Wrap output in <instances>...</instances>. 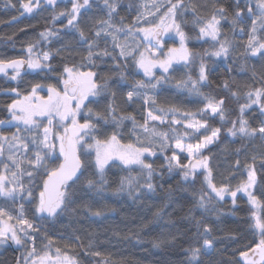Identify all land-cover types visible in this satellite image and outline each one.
<instances>
[{
    "label": "snow or ice",
    "instance_id": "6c2138e0",
    "mask_svg": "<svg viewBox=\"0 0 264 264\" xmlns=\"http://www.w3.org/2000/svg\"><path fill=\"white\" fill-rule=\"evenodd\" d=\"M93 2L67 0L71 4L70 9L65 7V10L52 17L53 22L66 17L67 28L78 33L79 43L87 45V55L82 56L79 64H65L55 83L37 82L31 85L30 91L24 93L18 87L2 90L15 98L7 104L10 119H0V126L14 127L16 131L7 135L0 130V197L19 206L14 210L0 207V245L11 242L24 250L26 254L17 257L16 264H80L76 256L58 246L53 251V241L46 233L44 239L47 243L40 250L37 249L40 228L33 218L27 216L25 205H34L33 217L38 220H55L67 212L77 214V209L72 207L76 197L75 185L88 167H93L95 171L85 180L84 187L94 190L98 195L109 186L106 169L112 165H122L129 170V175L121 177L114 194L127 191L131 196L133 193L138 194L140 188L155 192L151 181L157 173L153 164L146 160L147 157L156 156L158 150L164 155V166L168 173L178 172L183 182L194 183L197 176L203 174L206 187L201 188L198 197L194 194V208L207 212L215 200L222 201L226 195L233 197L234 205L237 193L247 195L251 205L250 226L258 233L259 240L246 245L245 250L239 251V259L231 264H264V201L253 191L258 183L256 161L259 159L261 168H264V155H253L251 162L244 163L247 178L233 190L229 184L221 183L218 186L215 183L210 158L203 154L208 145L220 139L223 131L229 137L248 142L257 138L264 141V121L254 127L246 118L254 106L264 116V73L260 75L258 87L247 86L242 103L241 93L233 90L228 80L216 85L237 102L239 114L235 118H231L227 108L228 97L201 91L202 87L212 83L209 79L212 69L206 65L203 57L199 64L198 79L188 75L186 79L178 80L176 85L200 96L203 107L196 112L181 111L176 107H153L157 104L154 90L162 80L167 79V76H156L154 69L159 68L167 74L174 63L182 62L187 67L196 58L187 47L190 37L183 26L188 21L182 18L191 13V24L194 29H198L197 39L212 42L211 50H206L205 56L223 58L225 61L229 58L236 42L226 36L221 38L222 21H229L234 37L243 39L247 36L241 55L264 59V0H234V11L231 13L228 7L217 0L206 15L201 14L203 6L191 3V0L189 3H185V0H142V11L137 13L131 25H125L123 18L120 25L114 23L120 0H102L105 16L96 18L85 30L81 23L92 10ZM7 3L11 4V0H7ZM60 3H65V0H20V7L24 13L31 14L42 5L55 10ZM173 33L179 39V47H169L164 52L165 36L171 38ZM58 36L59 31L53 29L40 33L41 39L46 42ZM138 36H142V40H136ZM101 42L104 43L103 48L100 47ZM38 43L28 44L24 57L0 59V74L10 81H18L25 67L33 71H55L50 63L51 53H37ZM62 51L64 49H57L56 54ZM105 57L113 61L114 73L120 70V79L112 80L111 84L110 76L98 79L99 73L91 70L97 67V60L103 62ZM129 60L146 78L136 80L124 93L128 104L143 101L146 111L142 123L135 115L124 113L116 102V89L122 88L121 82L127 80L128 73L123 69L128 67ZM121 61L124 63L121 64ZM86 67L89 70L85 71ZM44 89L47 91L46 96L40 94ZM103 99H108V103L102 111H94L90 107L100 104ZM177 113H180V118H177ZM209 116L218 118L220 126L212 127L205 119ZM126 121L132 124L129 136L134 139L125 143L123 130ZM164 125L168 128H162ZM177 125H182V131L173 127ZM186 138L197 139V142H186ZM168 149H172L170 156L167 155ZM182 153H186L184 159L187 163L182 162ZM93 155L94 160L90 161ZM240 155L241 149H236L237 159L231 165L236 172L241 167ZM134 166L140 170V175H131ZM229 175L235 178L231 173ZM141 176L144 178L143 184L140 183ZM85 207L90 210V205ZM91 215L99 217L102 212L97 210ZM188 220L195 230L187 237L191 243L184 249L187 264H203L202 258L213 256L216 241L211 238V228L202 218L190 215ZM65 247L70 248L72 245ZM88 248H91V244ZM84 254L101 256L99 251L87 249Z\"/></svg>",
    "mask_w": 264,
    "mask_h": 264
},
{
    "label": "trees",
    "instance_id": "16d2710c",
    "mask_svg": "<svg viewBox=\"0 0 264 264\" xmlns=\"http://www.w3.org/2000/svg\"><path fill=\"white\" fill-rule=\"evenodd\" d=\"M143 2H147V0H143ZM216 2L217 0H191V3L203 6L201 14L205 15L211 12L212 5ZM141 3L142 0H120L118 15L114 17V23L120 25L121 18H123L125 25H131L137 13L142 11ZM185 3H189V0H185ZM219 3L228 7L230 13L234 11V0H219ZM11 5H15V7ZM65 7L69 9L71 7L67 0L65 3H60L55 10L50 6L42 5L38 10L29 14L23 12L20 0H11V4H8L7 0H0V59L23 57L21 51L25 50L28 44L39 42L36 48L37 53L50 52L52 56L50 63L55 69L53 72L25 73L15 85L5 83L0 78V92L4 89L18 87L21 93H24L30 91L31 85L37 82L55 83L56 77L63 70L65 64L69 66L79 64L82 56L87 55V45L79 43L78 33L67 28V18L62 17L55 22L52 20L53 15L65 10ZM104 16L102 0H94L93 8L82 21L81 27L87 30L96 18ZM182 19L188 21L183 26V30L190 37L187 47L196 58L189 66L185 67L183 63L174 65L169 73L163 75L167 76V79L162 80L154 90L157 104L153 107H176L181 111L191 112L202 108L203 100L200 96L190 93L185 88H178L176 85L178 80L186 79L188 75H191L193 79H198L199 64L203 57L206 65L212 69L209 77L212 83L207 87H202L201 91L228 97L227 108L230 110L231 118H235L239 114L237 102L230 97L228 92L221 91L216 85L222 80H228L232 84L233 90L241 93L240 102H244L243 93L248 90L247 86L258 87L260 84V75L264 73V59L248 58L241 55L244 51L242 45L246 43L247 36H244L243 39L238 36L234 37L229 21H222L221 25V38L226 36L236 42V47L229 58L225 61L223 58L216 59L205 56V51L211 50L212 42L197 39L198 29H194L191 24V13ZM250 23L249 21V26ZM141 26L148 25L142 24ZM46 29L58 30L59 36L50 38L47 42L42 40L40 33ZM121 37L123 41V36ZM100 47H104L103 42ZM57 49H64V51L57 55ZM123 63L121 61V64ZM127 64L128 67L123 69L128 73L127 80L121 82L122 88L116 89V102L124 113L135 115L142 123L146 111L143 101L128 104L124 93L136 80H142L144 77L136 70L131 60ZM113 68L114 64L111 58L105 57L103 62L97 60V67L91 70L99 73L98 79L105 75L110 76L112 79L109 83L111 84L112 80L120 79L118 75L120 70L114 73ZM84 70L89 69L86 67ZM253 71L256 73L255 79ZM159 75L156 76L163 77ZM40 94L46 96V89L42 90ZM11 100L12 97L9 95H0V118L7 114V104L11 103ZM107 103L108 99H103L100 104L90 105V107L94 111H102ZM177 118H180V113H177ZM246 118L254 127L264 121V116L260 115L259 109L255 106L246 114ZM205 119H208L212 127L220 126L218 118L212 119L209 116ZM125 124L123 135L126 143L134 137L129 136L131 122L126 121ZM173 127L182 131V125ZM162 128L167 129L168 126L164 125ZM108 131H111L110 127ZM7 132L9 133L10 130L4 133ZM186 142L196 143L197 139L186 138ZM236 149H241L239 172L231 167L237 159ZM171 154L172 149H168L167 155ZM203 154L210 158L215 183L218 186L221 183L229 184L235 190L236 186L247 178V172L243 167L244 163L251 162L253 155L257 157L264 155V141L257 138L248 142L229 137L227 132L223 131L220 139L208 145L203 150ZM184 157L185 155L181 154L182 162L187 163ZM89 160H93V157H90ZM146 162L152 163L157 173L151 181L155 186V192H148L146 188H140L138 194L133 193L131 196L127 191L118 195L114 194L119 187L121 177L129 175V170L122 165H112L106 169L109 186L105 192L98 195L94 190L90 191L84 187L85 180L95 171L93 167H88L75 185L76 197L72 207L77 209V214L73 215L71 212H67L55 220L51 218L38 220L33 217L34 205L26 204L27 216L33 218L34 223L40 228L36 240L37 249L40 250L47 243V240L44 239L46 233L53 241V251L58 246L70 255L76 256L80 264H105V262L106 264H187L184 249L191 243L187 237L195 230L188 220L190 215L202 218L211 228V238L216 241L213 256L202 258L203 264H209V261L211 264H231L232 261L238 259L239 251L245 250L246 245L259 240L258 233L250 226L251 205L241 192L237 193L235 205L233 197L226 195L222 201L215 200L213 206H210V210L205 212L202 209L194 208V194L198 197L201 188L206 187L203 183V174L198 175L194 183L183 182L178 172L168 173L164 166V155L158 150L157 155L147 157ZM256 171L258 183L253 191L259 199L264 201V168H261L259 159L256 161ZM230 173L235 176L234 179L231 178ZM131 175H140V170L134 166ZM225 177L228 179L225 180ZM24 179L27 180L26 177ZM140 183H144L143 176H141ZM85 205H90V210ZM18 206V203L13 205L10 200L0 198V207L14 210ZM97 210L101 211L102 215L92 216L91 212ZM158 212L159 215H157ZM89 244H91L90 249L88 248ZM66 245H72V247L66 248ZM86 249L99 251L101 256L85 255ZM22 253L24 250L18 249L11 242L1 245L0 264H16L17 257H20Z\"/></svg>",
    "mask_w": 264,
    "mask_h": 264
},
{
    "label": "rangeland",
    "instance_id": "374dc122",
    "mask_svg": "<svg viewBox=\"0 0 264 264\" xmlns=\"http://www.w3.org/2000/svg\"><path fill=\"white\" fill-rule=\"evenodd\" d=\"M158 22V21H157ZM121 40H122V37H121ZM136 40H142V36H138V37H136ZM165 40H166V43H165V45H164V48H163V51L164 52H167V49L169 48V47H179V39L178 38H176L175 37V35H174V33L171 35V38L169 37V36H165ZM130 43H132V41H129ZM141 50H143V49H141ZM216 58V57H215ZM216 59H218V58H216ZM182 63V62H181ZM177 64H180V63H174V65H177ZM173 65V66H174ZM171 70V69H170ZM27 71L28 72H31V73H35V72H38L39 70H35V71H33V70H30V69H27ZM141 74H143V72L142 71H139ZM154 74L155 75H159V76H163L165 73H163L162 72V70L161 69H159V68H156V69H154ZM143 77H144V75H143ZM144 79H146L145 77H144ZM10 81L9 80H7L6 81V83H9ZM12 82H14V81H12ZM8 119H10V117H9V114H8ZM46 122V121H45ZM9 129H10V132L8 133H5V134H7V135H11L13 132H15L16 131V129L14 128V127H8ZM3 132H6V131H4V130H2ZM182 154H184L185 156H186V153H182ZM181 155V154H180ZM93 160H94V155H93ZM118 164H119V162H117ZM191 179V178H190ZM241 194L244 196V197H246L247 199H248V197H247V195H245V194H243L242 192H241ZM0 198H3V197H0ZM1 246V245H0Z\"/></svg>",
    "mask_w": 264,
    "mask_h": 264
},
{
    "label": "flooded vegetation",
    "instance_id": "af4514ba",
    "mask_svg": "<svg viewBox=\"0 0 264 264\" xmlns=\"http://www.w3.org/2000/svg\"><path fill=\"white\" fill-rule=\"evenodd\" d=\"M21 52L23 53V57L26 56V52H25V50H22ZM19 58H21V57H19ZM25 73H31V72H28L27 69H26V71L21 72V77H22ZM35 73H36V72H35ZM1 79H2L5 83H6V81L8 80V79L5 78V77H2ZM9 81H10V80H9ZM19 81H20V80H18V81H14V82L10 81L9 83L15 85V83H18ZM0 95H7V94H5L4 91H2V92H0ZM9 96H11L12 99L15 98L14 95H9ZM0 119H4V120L8 119V112H7V114H5L4 117H2V118H0ZM0 130L8 131V130H10V129H9L8 127L0 126Z\"/></svg>",
    "mask_w": 264,
    "mask_h": 264
},
{
    "label": "water",
    "instance_id": "95a60500",
    "mask_svg": "<svg viewBox=\"0 0 264 264\" xmlns=\"http://www.w3.org/2000/svg\"><path fill=\"white\" fill-rule=\"evenodd\" d=\"M27 68L25 67L24 69H22V72H24ZM10 71V70H9ZM4 77L2 74H0V78ZM239 259V256H238Z\"/></svg>",
    "mask_w": 264,
    "mask_h": 264
}]
</instances>
